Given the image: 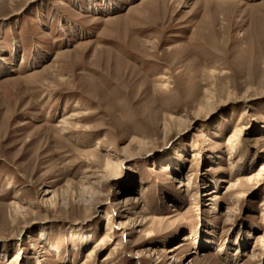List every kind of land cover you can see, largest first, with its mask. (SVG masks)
I'll list each match as a JSON object with an SVG mask.
<instances>
[{"label": "rangeland", "instance_id": "374dc122", "mask_svg": "<svg viewBox=\"0 0 264 264\" xmlns=\"http://www.w3.org/2000/svg\"><path fill=\"white\" fill-rule=\"evenodd\" d=\"M262 165L264 0H0V264H264Z\"/></svg>", "mask_w": 264, "mask_h": 264}, {"label": "bare ground", "instance_id": "6f19581e", "mask_svg": "<svg viewBox=\"0 0 264 264\" xmlns=\"http://www.w3.org/2000/svg\"><path fill=\"white\" fill-rule=\"evenodd\" d=\"M211 94V93H209ZM208 94V95H209ZM213 96V95H212ZM208 97L207 102L202 105L199 109V111L201 113H204L208 110H210L212 107H213V104H214V97ZM238 99V98H237ZM242 99V98H241ZM240 99V101H241ZM245 101V100H243ZM239 102V101H238ZM197 109V110H198ZM198 111H196L197 113ZM195 113V115H196ZM198 114V113H197ZM172 119V118H170ZM178 120V119H177ZM176 120V122H177ZM183 120V119H182ZM186 120V119H184ZM179 121V120H178ZM61 123H63V126L64 128H66V126L68 125V122L65 120H62ZM179 123V124H178ZM176 124H178V127L181 129V127H184V122H178ZM167 126V125H166ZM165 126V127H166ZM171 126V125H170ZM186 126V125H185ZM177 127V128H178ZM170 128V127H169ZM176 128V129H177ZM168 129V128H167ZM246 128L243 126L242 124V121H239L232 134L229 136L228 138V141L227 143H229V146L231 147V150L235 148V145L237 144V140L239 139V136L243 133V131L245 130ZM165 131V130H164ZM178 131V129H177ZM142 140V139H141ZM143 142H146V145H147V141L143 140ZM133 144V143H132ZM141 144H142V141H138V144L140 147H141ZM145 146V145H144ZM139 147V148H140ZM130 148V147H129ZM127 150V148H126ZM130 150V149H129ZM140 150V149H139ZM142 150V149H141ZM130 152V151H129ZM141 152L144 153V151L142 150ZM124 153V152H123ZM133 153V152H132ZM136 153V152H135ZM113 159L110 158L109 161H107V165H106V169L104 172H99V173H92V175L89 177V179H94V177L97 175V180H94L93 182L91 181H87V180H83V183H82V187H83V194H79V198H80V201L77 202L79 203V206L82 205V206H85L86 207V213L87 215L90 214L91 210L93 209V207H95V205H98L100 204V200L98 199H95V197H98L100 195V192L102 191L103 187L105 186L106 183H109V180H111V178L114 176V170H116L115 168H118L117 167V164H115V162L112 161ZM117 163V162H116ZM239 170V169H238ZM261 173L263 174L264 173V165H262L261 167ZM258 177L261 175V174H256ZM256 176V177H257ZM255 177V178H256ZM85 179H88V178H85ZM100 179V180H98ZM102 180V182H101ZM179 181L176 179V182ZM180 182V181H179ZM81 187V188H82ZM240 187V186H239ZM234 191V190H233ZM87 194V196H86ZM74 195V194H73ZM245 197V194H235L234 195V199L236 200L235 202H240L243 198ZM138 200V198L135 196V195H129L127 196V200H126V203L124 204V206H122V211H124L125 214H129V213H132L134 209V206L136 204H138V202H136ZM54 202V201H53ZM54 204V203H52ZM56 204V203H55ZM54 204V205H55ZM70 205V204H69ZM68 205V206H69ZM66 206V205H65ZM56 207V206H55ZM68 209V207H66ZM20 210H17L16 214H19ZM137 214V218L140 219V225L137 227L139 228L140 226H142L143 224L146 223V218L142 217V215H139L138 213H135ZM135 221V220H134ZM127 225V224H126ZM137 225L136 223H133L131 225V228L133 230L137 229V228H134V226ZM130 226V224L128 225ZM262 237V236H261ZM264 242V238L262 237L261 238V243ZM178 247H176L175 249H177ZM95 249V248H94ZM97 249V248H96ZM21 251V250H20ZM94 253H95V250H93L92 252H89L87 255H88V259H87V262L89 261L90 262V259H92V257H94ZM140 257V256H139ZM14 261V259H13Z\"/></svg>", "mask_w": 264, "mask_h": 264}]
</instances>
